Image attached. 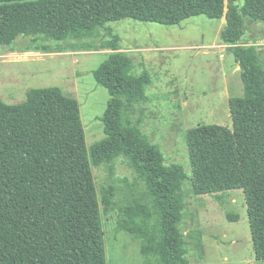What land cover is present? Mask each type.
Here are the masks:
<instances>
[{"label": "trees", "instance_id": "obj_1", "mask_svg": "<svg viewBox=\"0 0 264 264\" xmlns=\"http://www.w3.org/2000/svg\"><path fill=\"white\" fill-rule=\"evenodd\" d=\"M196 15L226 19L220 40L241 65L246 95L229 99L232 128L188 130L192 190L242 189L255 256L264 260V45L243 40L246 17L264 23V0H0V44L24 36L71 41L75 50H113L93 71L109 100L101 117L105 137L90 148L80 103L60 87L30 89L15 104L0 97V264H107L101 204L113 209L115 188L104 187L100 200L92 166L119 157L145 184L122 207L119 230L140 241L144 264H192L180 227L185 169L166 163L130 118L132 106L148 100L151 79L133 74L135 63L119 50L108 23L175 25Z\"/></svg>", "mask_w": 264, "mask_h": 264}, {"label": "rangeland", "instance_id": "obj_2", "mask_svg": "<svg viewBox=\"0 0 264 264\" xmlns=\"http://www.w3.org/2000/svg\"><path fill=\"white\" fill-rule=\"evenodd\" d=\"M246 22L243 40L264 45V23L248 17ZM225 24L224 17L196 15L175 25L127 18L108 26L120 37L119 50L133 59V74L146 72L151 79L146 87L148 100L134 104L130 118L160 148L166 163L185 169L180 227L186 234L192 264H264L255 256L243 190L207 195H195L192 190L188 130L203 124L232 128L229 99L246 95L241 68L220 40ZM70 42H33L20 36L11 44H0V97L15 104L23 102L30 89L60 87L80 103L90 148L105 137L101 117L109 100L107 89L96 82L93 71L113 50H75ZM92 170L100 200L104 187L115 188L113 209L106 212L101 204L107 264H144L140 241L119 230L118 220L124 204L140 197L145 184L124 157L111 165L92 166Z\"/></svg>", "mask_w": 264, "mask_h": 264}, {"label": "crops", "instance_id": "obj_3", "mask_svg": "<svg viewBox=\"0 0 264 264\" xmlns=\"http://www.w3.org/2000/svg\"><path fill=\"white\" fill-rule=\"evenodd\" d=\"M240 66V64L239 63H237V67H239ZM240 68V67H239ZM223 193V192H222ZM237 219V218H236Z\"/></svg>", "mask_w": 264, "mask_h": 264}, {"label": "water", "instance_id": "obj_4", "mask_svg": "<svg viewBox=\"0 0 264 264\" xmlns=\"http://www.w3.org/2000/svg\"><path fill=\"white\" fill-rule=\"evenodd\" d=\"M239 67L241 68V65Z\"/></svg>", "mask_w": 264, "mask_h": 264}]
</instances>
